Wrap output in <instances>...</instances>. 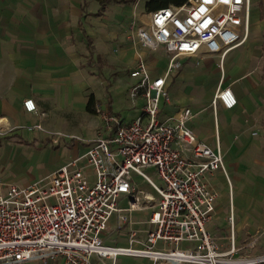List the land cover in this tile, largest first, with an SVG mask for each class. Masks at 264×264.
Listing matches in <instances>:
<instances>
[{
    "label": "crops",
    "instance_id": "0c3cea01",
    "mask_svg": "<svg viewBox=\"0 0 264 264\" xmlns=\"http://www.w3.org/2000/svg\"><path fill=\"white\" fill-rule=\"evenodd\" d=\"M131 1H110L114 4L108 2L101 11L95 0H0V181L15 182L16 175L2 179L11 174L6 167H15L14 162L27 164L34 172L41 161L46 166L44 177L86 151L104 127L98 113L86 110L90 93L95 107L106 108L124 121L142 113L143 98L131 100L129 95L136 82L129 75L136 53L153 76L164 73L168 59L162 45L153 50L129 39L131 20L139 26L147 18V11L138 12ZM249 13L246 38L224 56L205 53L180 58V67L166 78L169 101L160 104L161 118L188 108L192 117L188 127L199 140L221 150L225 173L216 171L211 177L218 197L208 231L224 250L232 241L237 256L264 253V0H251ZM224 87L234 95L233 108L212 106L214 93ZM26 99L33 100L35 111L23 107ZM137 105L138 112L124 119L123 111ZM37 122L43 131L26 128ZM52 131L80 138H56ZM59 151L63 152L60 159ZM51 156L56 160L49 162ZM32 179L24 176L27 183L22 184L36 181ZM119 203L125 205V198ZM148 212L145 208L132 213L135 228L141 227ZM229 215L232 240L230 225L224 233L217 222L228 223ZM109 221L102 234L104 243L127 244L129 225L119 223L115 215ZM144 236L138 232V237ZM110 261L91 257L92 264ZM28 264L65 262L56 257ZM113 264L152 263L118 256Z\"/></svg>",
    "mask_w": 264,
    "mask_h": 264
},
{
    "label": "built area",
    "instance_id": "2783aa9c",
    "mask_svg": "<svg viewBox=\"0 0 264 264\" xmlns=\"http://www.w3.org/2000/svg\"><path fill=\"white\" fill-rule=\"evenodd\" d=\"M250 6L251 0H184L146 12L139 26L131 20L127 31L133 45L164 47V73L153 76L137 52L129 70L136 79L129 95L131 100L143 98L140 115L124 121L97 106L104 127L86 151L31 184L0 181V264L46 263L56 257L65 264H92L93 255L110 264L118 256L146 258L152 264L264 263V253L237 256L232 241L224 250L208 231L218 197L211 177L216 171L225 173L219 147L199 140L188 127V108L160 117L161 101H169L166 78L180 67V58L205 53L222 57L242 43ZM211 101L213 107L236 105L229 87L218 89ZM23 107L36 110L32 99L24 100ZM26 128L44 130L39 122ZM135 175L156 195L139 190ZM145 208L148 215L135 228L132 213ZM113 215L129 225L124 246L104 243L102 234ZM228 217L232 240L233 217Z\"/></svg>",
    "mask_w": 264,
    "mask_h": 264
},
{
    "label": "rangeland",
    "instance_id": "374dc122",
    "mask_svg": "<svg viewBox=\"0 0 264 264\" xmlns=\"http://www.w3.org/2000/svg\"><path fill=\"white\" fill-rule=\"evenodd\" d=\"M254 1H256V0H253V2ZM137 2L138 3L136 5V10L138 12L145 13V11H146L144 9L145 0H138ZM110 3H112V2H110ZM112 4H114V3H112ZM133 4H134V0L131 1V5H133ZM119 7H121V6H119ZM144 15L142 16L143 17L142 18L143 20H145V18H146V16H144ZM124 24H125V22H124ZM166 55H168V54L166 53ZM163 60L165 61V59H163ZM166 61H167V59H166ZM138 110H139V106L137 105L136 108H134V109H127V110L123 111L124 112L123 118L124 119H128L129 117H132L134 114H136L138 112ZM60 141H62V140H60ZM58 148L60 149L61 147H58ZM56 154H57L58 159H60L62 157L63 152L59 151ZM55 160H56L55 156H51L50 159H49V162H52V161H55ZM13 164L15 165V167H13L11 169H9L8 167H6V170L7 171H10L11 174L10 173L9 174H6V176L4 178H2V179H5V181L6 180H10L9 177L11 175H16L15 176L16 178H13L12 180L15 181L16 183H18L19 185L20 184L21 185H24L22 183H25L26 182V181L23 180V177L24 176L27 177V178H33L30 181V182H33V181L37 180L38 178L42 177V175L46 171V166L43 165L41 161H40V166L37 167L34 172H32L31 167L27 166V164H24L22 162H17V163L14 162ZM144 172L147 173L149 176H152L150 169H145ZM20 174H22L24 176H20ZM133 177H134V181H135V183L137 185V188L139 190H141V191H147V192H149L151 194L153 193L154 195H156V192L147 184V182L141 176L135 175ZM153 178L155 179L156 182L159 183V181L157 180V178L155 176H153ZM220 180L222 181L221 178H220ZM235 193H236L235 194V200H238L239 190L237 191V189H236L235 190ZM217 222L219 223V225L221 227L220 230H222V232L226 233V230L228 231L229 222L226 223V221H224L223 219H220ZM262 238H264V235H263ZM183 264H191V263H183Z\"/></svg>",
    "mask_w": 264,
    "mask_h": 264
},
{
    "label": "trees",
    "instance_id": "16d2710c",
    "mask_svg": "<svg viewBox=\"0 0 264 264\" xmlns=\"http://www.w3.org/2000/svg\"><path fill=\"white\" fill-rule=\"evenodd\" d=\"M100 5V10L102 11L108 2H118V3H130L131 0H95ZM184 2V0H145L144 9L148 11H153L159 9L160 7L167 6L170 4H180ZM95 98L92 93L89 94L87 98V102L85 104L86 110L88 113L95 112Z\"/></svg>",
    "mask_w": 264,
    "mask_h": 264
},
{
    "label": "bare ground",
    "instance_id": "6f19581e",
    "mask_svg": "<svg viewBox=\"0 0 264 264\" xmlns=\"http://www.w3.org/2000/svg\"><path fill=\"white\" fill-rule=\"evenodd\" d=\"M5 122V121H4ZM7 123V122H6Z\"/></svg>",
    "mask_w": 264,
    "mask_h": 264
}]
</instances>
